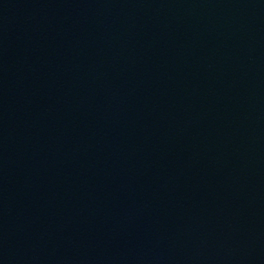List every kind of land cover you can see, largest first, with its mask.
Here are the masks:
<instances>
[{"label": "water", "instance_id": "water-1", "mask_svg": "<svg viewBox=\"0 0 264 264\" xmlns=\"http://www.w3.org/2000/svg\"><path fill=\"white\" fill-rule=\"evenodd\" d=\"M0 264H264V0H0Z\"/></svg>", "mask_w": 264, "mask_h": 264}]
</instances>
